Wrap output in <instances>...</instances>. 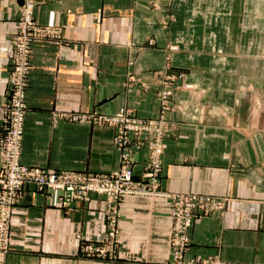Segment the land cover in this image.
Masks as SVG:
<instances>
[{"label": "crops", "instance_id": "obj_1", "mask_svg": "<svg viewBox=\"0 0 264 264\" xmlns=\"http://www.w3.org/2000/svg\"><path fill=\"white\" fill-rule=\"evenodd\" d=\"M22 9L0 0V141ZM34 16L55 34L32 46L22 162L115 171L114 129L60 114L129 108L157 117L162 74L184 72L168 113L177 130L160 187L225 199L224 209L194 221L186 258L264 264V0H45L35 3ZM146 156L135 155L137 178ZM170 210L165 198L125 197L117 257L88 258L81 244L107 233L104 197L92 194L67 209L31 189L13 210L0 264H174Z\"/></svg>", "mask_w": 264, "mask_h": 264}, {"label": "built area", "instance_id": "obj_2", "mask_svg": "<svg viewBox=\"0 0 264 264\" xmlns=\"http://www.w3.org/2000/svg\"><path fill=\"white\" fill-rule=\"evenodd\" d=\"M35 3L26 0L11 52L8 97L3 107L6 119L0 141V251L10 250L11 218L31 189L53 198L62 207L72 209L75 201H87L97 194L107 203V233L99 243L81 244V252L91 258L115 259L119 245L120 206L127 196L165 198L171 202V257L174 264H240L220 259H187L191 239L189 231L194 221L206 214L222 210L225 199L195 193H171L160 188L163 155L167 139L176 129L165 117L172 96L173 76H167L159 93L163 114L157 118H142L129 109L116 114L61 113L71 122L90 120L114 129L113 142L120 154V165L109 173L90 171H49L22 162L25 121L28 109L27 88L32 69V46L41 37L54 36L55 30L37 23ZM168 110V109H167ZM148 149V156L139 179L135 178V155Z\"/></svg>", "mask_w": 264, "mask_h": 264}, {"label": "rangeland", "instance_id": "obj_3", "mask_svg": "<svg viewBox=\"0 0 264 264\" xmlns=\"http://www.w3.org/2000/svg\"><path fill=\"white\" fill-rule=\"evenodd\" d=\"M166 72V71H165ZM154 75H155V73H154ZM167 76H173L174 77V82H173V84L171 85V90H172V96H171V98L169 99V103H168V110L166 109L165 111V117L168 119V121H170V122H172V124L174 125V126H176V129L175 130H173L172 131V133H170L169 134V136H168V139H169V137L170 136H172V135H174V133L176 132V130H177V124L168 116V113L171 111V109H172V97H173V94H174V91H175V89H177L178 87H181V86H183V80H184V78H185V73L184 72H180V73H168V72H166L165 74H162V82H161V87L159 88V90H158V92H157V97L159 98V93L164 89V83H165V81H166V79H164L165 77H167ZM187 86V85H186ZM158 102L160 103V100L158 99ZM160 106H161V113H160V115H162L163 114V112H162V109H163V105H161V103H160ZM122 109H129V108H122ZM121 110V109H120ZM119 110V111H120ZM129 110H131V109H129ZM118 111V112H119ZM132 112H134L133 110H131ZM117 112V113H118ZM68 113H71V112H68ZM90 114V113H89ZM92 114H94V113H92ZM96 114H100V113H96ZM116 114V113H115ZM134 114L136 115V116H138L135 112H134ZM100 115H108V114H100ZM159 115V116H160ZM159 116H157V117H159ZM139 117H141V116H139ZM157 117H154V118H157ZM142 118H146V117H142ZM66 120V119H65ZM67 121H69V120H67ZM94 125H98V124H95V123H93ZM106 126V125H105ZM24 137H25V135H24ZM168 139H167V141H168ZM114 143V142H113ZM115 145V144H114ZM116 147V146H115ZM117 148V147H116ZM167 148H168V142H167ZM167 148H166V150H167ZM118 150V149H117ZM143 150H146V154H147V156H148V149H143ZM166 150H165V152H166ZM119 152V151H118ZM165 154V153H164ZM147 156H146V159H147ZM164 156V155H163ZM119 160H120V154H119ZM146 161V160H145ZM135 163H136V159H135ZM135 166V165H134ZM162 173H163V171H162ZM141 176V175H140ZM140 176L137 178L136 177V174H135V178L136 179H139L140 178ZM162 176V175H161ZM160 179H161V177H160ZM161 188V187H160ZM165 191V190H164ZM171 193H173V192H171ZM209 196V195H208ZM214 197V196H213ZM218 198H220V197H218ZM224 199V198H223ZM121 207V206H120ZM225 207V206H224ZM107 208H108V206H107ZM224 209V208H223ZM220 211V210H219ZM213 213V212H212ZM209 214H211V213H209ZM209 214H206V215H209ZM206 215H204V216H206ZM85 242H87V241H85ZM87 243H91V242H87ZM99 243V242H98ZM191 244V243H190ZM7 252H9V251H7ZM87 257V256H86ZM88 258H91V257H88ZM101 259H104V258H101ZM207 259H219V258H207ZM220 260H222V259H220ZM222 261H224V260H222ZM225 262H227V261H225Z\"/></svg>", "mask_w": 264, "mask_h": 264}, {"label": "water", "instance_id": "obj_4", "mask_svg": "<svg viewBox=\"0 0 264 264\" xmlns=\"http://www.w3.org/2000/svg\"><path fill=\"white\" fill-rule=\"evenodd\" d=\"M19 5H21V7H24L25 4H26V0H17ZM45 0H30V2H33V3H41V2H44Z\"/></svg>", "mask_w": 264, "mask_h": 264}]
</instances>
